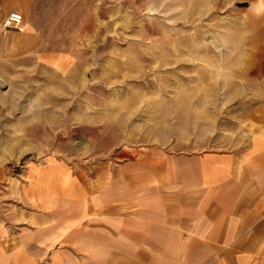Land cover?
Returning <instances> with one entry per match:
<instances>
[{"label":"rangeland","instance_id":"374dc122","mask_svg":"<svg viewBox=\"0 0 264 264\" xmlns=\"http://www.w3.org/2000/svg\"><path fill=\"white\" fill-rule=\"evenodd\" d=\"M1 8L0 217L31 212L23 187L46 176L112 200L111 183L264 128V0H43L25 59L2 52Z\"/></svg>","mask_w":264,"mask_h":264},{"label":"crops","instance_id":"0c3cea01","mask_svg":"<svg viewBox=\"0 0 264 264\" xmlns=\"http://www.w3.org/2000/svg\"><path fill=\"white\" fill-rule=\"evenodd\" d=\"M42 1L2 0L4 14L24 20L22 31L8 30L3 54L25 59L43 44ZM154 168L111 183L123 193L112 200L107 184L91 194L68 177L37 180L28 195L23 187L33 210L0 217V264H264V128L240 152L179 155Z\"/></svg>","mask_w":264,"mask_h":264},{"label":"built area","instance_id":"2783aa9c","mask_svg":"<svg viewBox=\"0 0 264 264\" xmlns=\"http://www.w3.org/2000/svg\"><path fill=\"white\" fill-rule=\"evenodd\" d=\"M23 16L18 12H10L4 19L2 27L5 30H23Z\"/></svg>","mask_w":264,"mask_h":264}]
</instances>
